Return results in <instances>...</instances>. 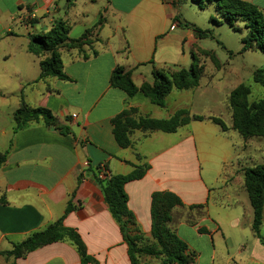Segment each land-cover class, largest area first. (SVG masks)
<instances>
[{"label":"crops","instance_id":"0c3cea01","mask_svg":"<svg viewBox=\"0 0 264 264\" xmlns=\"http://www.w3.org/2000/svg\"><path fill=\"white\" fill-rule=\"evenodd\" d=\"M178 3L0 0V155L8 151L0 166V264H81L77 248L69 241L22 257L7 255L16 244L58 221L69 202L75 210L64 225L78 231L88 254L98 264H131L120 227L87 172L105 166L111 176L128 175L144 165L150 167L145 177L128 183L125 191L135 227L147 241H153L152 194L172 192L183 206L173 209L169 227L194 253V264H264V245L253 231L246 167L234 154L239 147L230 146L228 133L236 132L233 122L225 123L228 130L224 132L208 119L214 116L179 105L184 93L198 91L201 85L174 88L166 100L175 107L168 111V103L165 108L155 106L141 91L154 84V70L170 75L193 63L198 38L175 22ZM56 19L67 23L72 39L91 32L81 48L60 51L62 70L70 80L41 79L40 64L48 55L35 56L28 50L29 34L48 32ZM33 20L36 23L29 24ZM117 67L132 71L139 89L133 98L110 86ZM214 83H220L221 92L228 84ZM23 102L32 109L50 110L59 126L32 121L15 133L14 113ZM131 108L137 110V117L170 119L186 108L191 116L206 119L171 134L134 131L132 146L123 149L113 134L112 119ZM61 128L69 133H61ZM213 158L219 171L209 185L203 167ZM219 183L221 187H214ZM184 186L193 193L200 186L201 200H186ZM261 235L264 238V218ZM142 264L158 262L144 258Z\"/></svg>","mask_w":264,"mask_h":264},{"label":"trees","instance_id":"16d2710c","mask_svg":"<svg viewBox=\"0 0 264 264\" xmlns=\"http://www.w3.org/2000/svg\"><path fill=\"white\" fill-rule=\"evenodd\" d=\"M72 3L76 0H68ZM209 3L216 4V12L232 27L235 21L245 23L247 34L242 38V52L257 49L264 53V12L253 4L244 0H198L201 9ZM175 22L179 27L192 30L198 39L209 36V32L203 31L188 22L182 21L178 16ZM35 20L29 24L34 25ZM90 31L79 39L69 37V27L61 19H56L48 32L29 34L30 44L28 50L35 56L48 55L40 64L41 79L57 77L61 80H70L62 70V49L81 48L89 42ZM96 53H94L95 55ZM194 56V55H193ZM87 58V56H84ZM194 60V59H193ZM154 84L146 85L141 91L145 97L155 106L166 107V98L171 91L195 89L200 85L201 69L191 66L189 69H181L178 72L167 75L154 70ZM253 81L264 87V66L253 73ZM110 86L123 91L129 98H133L139 89L132 80V71H125L121 67L114 69L110 79ZM250 88L245 85L238 86L230 94V106L233 111V127L244 139L250 137H264V99L249 105L247 98ZM134 108L124 110L112 119L113 134L118 145L125 149L132 146L131 134L134 131L176 133L178 129L188 125L192 121H203V116L190 115L188 109L178 110L170 119H153L150 117L136 116ZM226 132L228 130L221 118H208ZM43 120L49 126H59V121L46 108L32 109L24 102L14 113L15 129L18 132L26 128L32 121ZM61 133L68 134V130L61 128ZM8 151L0 155V166L6 161ZM149 165L136 166L128 175H114L100 178V167L89 169L88 174L95 180L101 189L105 203L109 211L118 223L124 242L128 246V256L131 264H142L144 258L157 260L158 264H194L195 255L189 246L183 241L169 224L172 221V212L176 207L183 206L181 198L172 192H154L151 196L152 238H147L136 229V219L128 207L129 198L125 186L141 180L149 170ZM245 187L249 195L250 203L254 211L253 231L264 245L261 235V226L264 218V164L244 170ZM82 179V178H81ZM198 206H192L195 208ZM75 210L72 202H69L65 214L55 223L42 231L33 233L21 244H16L8 256L22 257L36 249L59 241H69L76 248L81 257V264H98L97 260L88 254L87 247L76 229L64 225L65 218Z\"/></svg>","mask_w":264,"mask_h":264},{"label":"rangeland","instance_id":"374dc122","mask_svg":"<svg viewBox=\"0 0 264 264\" xmlns=\"http://www.w3.org/2000/svg\"><path fill=\"white\" fill-rule=\"evenodd\" d=\"M178 2L176 15L180 20L209 32L206 38L197 39L194 45L193 63L183 67L189 69L195 66L201 69V87L197 89L198 91L184 93L179 105H186L189 110L193 109L198 114L219 117L226 124H231L233 111L230 106V95L229 98L226 97L229 91L243 84L250 88V95L247 98L249 105L264 99V87L253 81V73L264 66V53L257 49L242 52L241 41L247 34L245 23L240 20L235 21L231 27L217 14L215 3H209L201 9L198 0H178ZM251 4L264 12V0H253ZM182 29L190 30L183 27ZM219 81L228 83L223 85V92L219 87L220 83H214ZM167 103V111L175 107L172 106L171 100L167 99L166 106ZM228 135L230 146L239 147L234 154L239 155L240 162L246 169L264 164V137L244 139L236 132ZM216 163L217 159L213 158L203 167V175L209 185H212L210 178L215 177L219 171ZM198 187L199 190L193 193L189 187L184 186L186 192L184 198L199 202L202 188ZM214 187H221V184ZM216 196L217 194L214 193L213 197Z\"/></svg>","mask_w":264,"mask_h":264},{"label":"built area","instance_id":"2783aa9c","mask_svg":"<svg viewBox=\"0 0 264 264\" xmlns=\"http://www.w3.org/2000/svg\"><path fill=\"white\" fill-rule=\"evenodd\" d=\"M77 117V115H73V118H76ZM87 166H88V164H87ZM111 175H110V173L108 172V170L106 169V167L105 166H101L100 167V174H99V177L100 178H102V179H104V178H107V177H110Z\"/></svg>","mask_w":264,"mask_h":264}]
</instances>
